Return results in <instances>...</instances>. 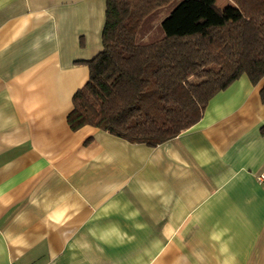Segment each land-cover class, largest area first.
Instances as JSON below:
<instances>
[{"label": "crops", "instance_id": "crops-1", "mask_svg": "<svg viewBox=\"0 0 264 264\" xmlns=\"http://www.w3.org/2000/svg\"><path fill=\"white\" fill-rule=\"evenodd\" d=\"M104 12L0 0V264H264V78L155 146L71 130Z\"/></svg>", "mask_w": 264, "mask_h": 264}, {"label": "trees", "instance_id": "trees-1", "mask_svg": "<svg viewBox=\"0 0 264 264\" xmlns=\"http://www.w3.org/2000/svg\"><path fill=\"white\" fill-rule=\"evenodd\" d=\"M175 1L105 0L102 48L85 61L88 78L72 95L71 130L91 125L155 146L198 122L241 75L252 84L264 76V0H231L237 10L228 17L209 0H178L161 34L138 41L149 16Z\"/></svg>", "mask_w": 264, "mask_h": 264}, {"label": "rangeland", "instance_id": "rangeland-1", "mask_svg": "<svg viewBox=\"0 0 264 264\" xmlns=\"http://www.w3.org/2000/svg\"><path fill=\"white\" fill-rule=\"evenodd\" d=\"M219 6L228 17L233 14L234 10H237L236 5L231 0H209ZM178 3V0L170 3L164 7L157 9L152 13L145 21V24L139 29L137 34V40L140 42H147L159 36L161 34L160 22L170 12V10ZM261 77L254 85L259 84Z\"/></svg>", "mask_w": 264, "mask_h": 264}, {"label": "built area", "instance_id": "built-area-1", "mask_svg": "<svg viewBox=\"0 0 264 264\" xmlns=\"http://www.w3.org/2000/svg\"><path fill=\"white\" fill-rule=\"evenodd\" d=\"M257 179H258L259 181L263 180V179H264V173H261V174L257 177Z\"/></svg>", "mask_w": 264, "mask_h": 264}]
</instances>
